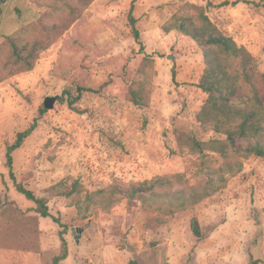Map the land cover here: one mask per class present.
<instances>
[{
  "label": "rangeland",
  "instance_id": "rangeland-1",
  "mask_svg": "<svg viewBox=\"0 0 264 264\" xmlns=\"http://www.w3.org/2000/svg\"><path fill=\"white\" fill-rule=\"evenodd\" d=\"M132 4L144 50L129 22ZM189 4L203 7L264 73V0H73L77 18L64 0L2 4L0 65L9 55L6 35L67 26L33 70L0 81V264H264V157L246 159L226 188L192 209L167 212L164 222L156 219L158 210L128 200L83 218L66 197L48 190L79 181L93 192L177 173L186 174L188 185L198 181L204 158L180 147L176 129L202 140L219 137L196 118L208 96L198 87L203 52L192 37L164 28ZM143 69L147 106L128 96ZM78 87L97 92L84 91L70 106L65 91L77 95ZM49 98L52 108L45 105ZM31 127L13 153L12 175L7 147ZM205 154L213 167L222 164L219 153ZM18 183L48 198L50 216L35 210ZM194 216L201 240L192 232ZM64 243L67 256L59 258Z\"/></svg>",
  "mask_w": 264,
  "mask_h": 264
},
{
  "label": "trees",
  "instance_id": "trees-1",
  "mask_svg": "<svg viewBox=\"0 0 264 264\" xmlns=\"http://www.w3.org/2000/svg\"><path fill=\"white\" fill-rule=\"evenodd\" d=\"M8 0H0L2 4ZM71 14L77 18L73 0H64ZM131 5L129 22L136 43L140 50L144 44L137 27V18ZM184 12L176 13L164 26L167 32L178 30L192 37L203 52L205 69L198 87L207 93V99L198 111L196 118L204 129L218 134L208 140L198 138L193 132L176 129V137L182 149L192 153H200L201 162L198 181L188 185L185 173L155 176L152 179L133 183L115 182L106 188L93 192L85 191L79 181H74L70 188H64L59 182L48 190L54 195L64 196L77 207L78 216L87 217L95 209L110 211L123 201H139L146 208L158 210L157 220L164 222L167 212L178 209H192L204 199L215 195L227 187L231 177L244 170V161L252 156L264 157V73L259 71L256 57L243 45H239L233 37L226 35L206 13L203 7L195 4L185 5ZM54 12L60 7L53 6ZM67 24L38 26L36 35L28 36V31L6 35L9 55L0 65V81L11 75L31 71L42 51L53 42V36L64 30ZM2 48L0 49V53ZM129 91V99L137 105L147 106L150 93L149 79L146 71L141 70V79ZM84 91L97 92L92 88L78 87L77 95L66 90L70 106H74ZM34 127L17 134L16 140L7 147V163L13 175V153L20 148ZM217 152L223 159L218 167H213L206 159L205 151ZM177 185V187H175ZM17 190L36 204L35 210L42 216H50L49 200L36 195L23 184H17ZM167 203L168 210H165ZM170 205V206H169ZM165 212V213H164ZM193 234L201 240L203 233L200 220L194 216L191 220ZM67 246L59 258L67 256ZM129 264H140L132 259ZM252 264H258L254 261Z\"/></svg>",
  "mask_w": 264,
  "mask_h": 264
},
{
  "label": "water",
  "instance_id": "water-1",
  "mask_svg": "<svg viewBox=\"0 0 264 264\" xmlns=\"http://www.w3.org/2000/svg\"><path fill=\"white\" fill-rule=\"evenodd\" d=\"M53 103H54V99L53 98H49V99L46 100L45 105H46L47 108H52L53 107Z\"/></svg>",
  "mask_w": 264,
  "mask_h": 264
}]
</instances>
